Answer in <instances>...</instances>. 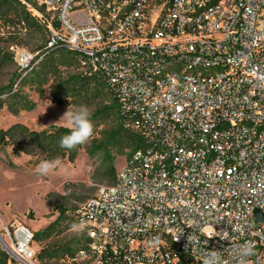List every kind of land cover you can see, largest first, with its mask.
<instances>
[{"label": "built area", "instance_id": "2783aa9c", "mask_svg": "<svg viewBox=\"0 0 264 264\" xmlns=\"http://www.w3.org/2000/svg\"><path fill=\"white\" fill-rule=\"evenodd\" d=\"M38 1L57 19L47 47L77 52L143 143L79 205L71 262L236 264L250 241L245 264H264V0ZM33 56L17 50L23 70ZM14 238L36 264L33 233Z\"/></svg>", "mask_w": 264, "mask_h": 264}, {"label": "trees", "instance_id": "16d2710c", "mask_svg": "<svg viewBox=\"0 0 264 264\" xmlns=\"http://www.w3.org/2000/svg\"><path fill=\"white\" fill-rule=\"evenodd\" d=\"M39 4V7L33 5L40 11H36L35 15L22 0H0V19H3L9 28L7 30L9 46L26 45L35 52L32 67L24 70L17 67L19 71L16 77L7 86L0 88V107L6 106L12 113L31 108L32 100L21 93L22 87L28 84L40 94L44 92L45 86L50 84V94L57 103L66 102L73 106L83 104L92 107L94 136L89 141L91 144L89 152L100 154L106 165L105 172L113 183L117 172L114 167L117 154L128 149L129 156L141 147L143 145L141 135L124 127L116 98L107 90L99 74L81 64L77 52L64 46L47 47L49 22L57 25V19L53 15L52 17L44 15L47 8L44 4L40 2ZM8 47L0 46V70L7 64L16 63ZM102 123L107 124V128L97 137L98 126ZM67 132L68 129L63 125L36 130L18 122L6 129H0V147L11 146L15 155L42 154L46 160L67 159L73 162L84 144L71 150L61 148L59 141ZM78 207L74 208L71 220L66 222L65 226L63 224L67 217L59 215L41 232L33 233L31 244L34 240H44V245L35 257L40 264H49L65 257L71 262V258L84 244V235L80 238L82 244L76 250L54 237L62 228H70L73 224L80 225L76 216ZM0 264L20 263L0 246Z\"/></svg>", "mask_w": 264, "mask_h": 264}, {"label": "rangeland", "instance_id": "374dc122", "mask_svg": "<svg viewBox=\"0 0 264 264\" xmlns=\"http://www.w3.org/2000/svg\"><path fill=\"white\" fill-rule=\"evenodd\" d=\"M22 1L32 10L33 14L36 11L40 12L33 7V5L39 7L40 4L37 0ZM43 14L52 17L51 11L45 10ZM8 29L5 21L0 19V46L2 47H8L10 44ZM8 48L13 53L16 63L7 64L0 70V88L7 86L16 77V73L22 69L17 60V50L35 54L30 46L26 45L12 44ZM49 86L50 84H47L41 94L29 84L23 86L21 93L32 100V107L20 110L18 113H12L6 106L0 107V129H6L18 122L36 130L63 125L54 124L67 111L70 104L53 101ZM49 100L52 103L48 107L47 101ZM88 108L91 113L92 107ZM106 128L107 124H100L96 136H101V131ZM90 147L89 142L84 144L73 162L67 159L56 160L57 167L47 176H40L36 171L39 163L46 160L42 154L15 155L11 146L0 147V240L2 241L0 246L20 264L22 261L18 259L13 250L17 245L14 236L21 226L32 233H38L54 222L59 215L67 217L63 224L65 226L66 222L71 220L74 208L94 195L100 186L112 183L105 172L106 165L103 163L102 157L100 154H91ZM128 154V149L117 154L114 163L115 169L122 165ZM74 225L70 228H62V231L54 237L63 243H68L73 250H76L82 244L80 238L83 233L77 231L73 227ZM6 228L9 229L10 234ZM8 244L13 250L8 247ZM43 245L44 240L39 239L34 240L30 247L37 253ZM35 262L40 264L36 258ZM49 264L85 263L82 261L70 262L65 257Z\"/></svg>", "mask_w": 264, "mask_h": 264}, {"label": "clouds", "instance_id": "9594fccd", "mask_svg": "<svg viewBox=\"0 0 264 264\" xmlns=\"http://www.w3.org/2000/svg\"><path fill=\"white\" fill-rule=\"evenodd\" d=\"M48 107L51 106V101ZM47 107V108H48ZM46 108V110H47ZM45 110V111H46ZM63 124L68 129L67 134L63 135L59 141V145L64 149H75L76 147L88 143L94 136V125L91 120V113L86 105L73 106L71 103L67 111L55 122ZM47 126V125H45ZM57 167L55 160H43L39 163L36 171L40 176H47ZM77 231L83 229V224L73 226ZM226 232V231H225ZM212 236H209V239ZM179 237H177L178 239ZM189 244L193 243L192 235L188 237ZM254 254V244L250 241L237 246L234 250L236 264H245L246 258ZM203 264H225L222 255L218 250H208L204 254Z\"/></svg>", "mask_w": 264, "mask_h": 264}, {"label": "water", "instance_id": "95a60500", "mask_svg": "<svg viewBox=\"0 0 264 264\" xmlns=\"http://www.w3.org/2000/svg\"><path fill=\"white\" fill-rule=\"evenodd\" d=\"M255 213L257 216L261 217L262 219H264V216L262 214H260V212L258 210H255ZM0 242L2 243V241L0 240Z\"/></svg>", "mask_w": 264, "mask_h": 264}]
</instances>
